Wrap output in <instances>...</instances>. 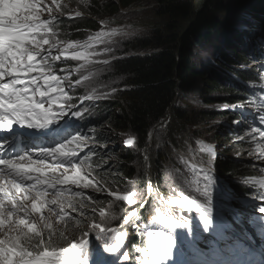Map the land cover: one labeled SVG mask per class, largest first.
<instances>
[{
	"label": "trees",
	"instance_id": "trees-1",
	"mask_svg": "<svg viewBox=\"0 0 264 264\" xmlns=\"http://www.w3.org/2000/svg\"><path fill=\"white\" fill-rule=\"evenodd\" d=\"M135 1H139L137 2L139 4L143 0H119L118 3L110 2L108 6L95 9L92 0H88L87 8L83 11L94 14V18H73L67 21V27L71 32L77 31L80 34L78 38L82 39L88 31L105 27L100 20L101 15L115 16L120 8H128ZM152 2L156 4L153 15L154 13L157 15L160 23L150 25L149 35L138 45L130 46L124 51V54L131 55L111 63L112 71L121 79L117 92L106 97L97 96L86 100L78 109L81 116L77 117L79 121H85L82 125L88 128L95 126L106 128L105 131L95 133L97 144L107 143L113 137L120 143L127 141V138L134 140L133 146L125 142L115 147L107 145L108 157L113 158L112 164L114 163L117 173L113 167L110 172L107 169L108 165H99L104 157L103 151L99 150L94 154V164L98 167L95 169L98 174L102 169L108 170L110 173L108 178L113 179L112 184L118 178H121L122 182L126 180L123 186L126 184V189L132 188L137 191L142 201L151 196L149 184H152L156 194H166L165 190L169 186L167 183L170 182L168 177H173L172 173L176 175L178 169L181 172L180 163L186 161L173 150L175 148L173 145L168 144L170 143L168 140L173 139H166L167 135H163L159 128H154L158 134L156 143L152 141L151 131L154 126H161V121H164L165 124L161 126L164 127L168 124V119L174 117L186 120L190 127H194L197 125V119L204 116L206 111H203L202 107L193 112L190 109V102L192 101L195 107L202 106L200 104L202 101L211 103L215 99L208 93H212L217 87L229 90V93L219 99L220 104H225L247 103L255 96L252 87L260 89L264 86L261 77L264 73V50H259V47L264 48V42L260 43V39L264 38V0H152ZM222 14L231 16L230 24L224 17L222 19ZM84 21L85 25L82 24ZM240 23L243 26H239ZM158 25L161 28H158ZM151 50L153 51L150 53L132 55L135 52ZM256 63L261 66L259 70ZM103 64H97L101 72L99 80L103 83L100 89L106 90L104 85H107L108 90L113 88L108 84L112 78ZM224 110L225 114L216 116L224 117L228 114L235 117L234 120L238 118L236 116L238 112ZM206 114L214 116L212 112ZM238 130L239 128L232 126L229 132L239 133ZM126 131H130V134L127 132L129 134L127 138L123 135ZM82 132L85 133L84 130ZM219 132L220 130H217L215 134ZM229 132L225 131L228 140L232 134ZM117 133H121L120 136ZM92 140L94 141V138ZM207 140L218 148L219 139L214 135ZM154 145L157 147L165 145L164 152H158L164 148L154 150L157 149ZM89 150L93 152L95 147L92 146ZM167 158L172 159H169V163L164 165L163 169L162 162L165 159L167 161ZM146 165L148 172L150 170L148 177L145 173ZM167 166L168 169L165 168ZM215 169L224 181H227L229 188L237 194L256 193L263 198L264 194H259L256 190L253 180L255 171L249 164L233 159L223 160L219 157ZM187 179L188 177H184L181 182L186 184L189 181ZM131 180L134 182L130 185ZM100 199L107 205L102 207V203L98 206L94 200H91L92 205H89L83 200V210L89 212L91 207L95 206L104 212L111 208V199L106 196ZM151 200L152 196L148 203ZM130 210V205L121 204L118 206V213H114L124 225L128 236L136 235L131 213L128 212ZM145 210L146 208L143 212ZM112 215L113 213L107 214L105 220H109ZM135 245L136 243L132 242L129 246L134 248Z\"/></svg>",
	"mask_w": 264,
	"mask_h": 264
},
{
	"label": "bare ground",
	"instance_id": "bare-ground-1",
	"mask_svg": "<svg viewBox=\"0 0 264 264\" xmlns=\"http://www.w3.org/2000/svg\"><path fill=\"white\" fill-rule=\"evenodd\" d=\"M64 1L65 2H62V0H54L46 8H40L36 3L29 2L35 5L34 11L42 12L43 21H40V22L48 23V27L41 28L40 30H38L36 36L38 35V37L41 38V35H43V38L48 39L51 43H55L56 41L61 40L63 37L66 38L64 40H67L65 41L67 47L64 48L63 52H62V45H56V47L53 48L50 46V44H44L43 47L39 49V55H35V53H33V55L35 56L34 62L44 60L46 61L47 64L51 65L50 69H52V76L57 78V82L52 83V88H56L58 90L60 87H64L65 90L67 89V91H65V95L63 98L62 96L57 94V91L49 90V93H48V90L44 88V91L47 92V95L44 96V98L48 100V103L44 104L45 109H50L52 114L59 115L60 109L63 108L66 115L58 117L57 119H55L54 121H52L50 124H48L47 126L43 128H39V129L36 128L37 133L30 132L29 144H28V140L26 137L21 140L23 148H21V146L19 147L17 146L18 145L17 141L14 145L12 143V137L21 138L20 135L24 134L25 132L33 128H27L26 125L22 126L16 123V127L15 126L14 127L17 129V131H15L14 134H10L11 137L10 135H8L7 136L8 140L5 141L4 144H1L0 142V155H2L3 153L2 151H6L8 147H12L13 149H19V150L22 149L24 150V153L16 154L15 156V158H17L18 161H21V165H23L24 163L25 165H31L32 167L38 166V160H37L36 153L46 148L56 147L58 143H61V138L59 137V134L57 133V131H63L68 136V137L62 138V141H64V143H66L67 140H71L73 136H79L84 140V138L81 135V133H83L82 132L83 130L81 127H79V124H83L85 121H79L77 119V116L72 115V113L77 112L81 104L84 103L88 99H91L97 96L106 97L109 94L111 95L114 92H116L113 88H111V89H108L109 91V94H108L106 90L100 89L101 87H103V83L101 80H99L101 72L99 71L100 69L97 65L98 63L89 62V59L92 60L94 58L93 56L95 54V51L90 50L88 46L82 42V39L78 38L80 34L77 31L71 32V30L67 27V21H69L67 19H73V18H78V17H83L85 19L86 18L92 19L94 18V14L88 15L90 13L83 11V9H81L80 5L82 4H85L87 8V2H83L81 0H69L70 2L68 4L69 6L67 9L65 6H64L65 8L63 7V3L67 4L68 0H64ZM85 1H88V0H85ZM115 1L117 3L119 2V0H115ZM51 6L58 7V9H53ZM77 6H80V8H78ZM71 7H73L74 9H71ZM51 10L55 12H51ZM107 17L111 18L112 16H105L101 18L100 20H103ZM85 24L86 22L84 21V25ZM71 36L74 37L72 41L68 40V38H70ZM40 38H36V39H40ZM69 45H74V47H68ZM24 47H27V45L24 44ZM28 47H30V45H28ZM79 50L85 53L83 58L77 57V59H72V56L76 53H79ZM53 57H56L57 59H53ZM100 63H104L102 62L101 58H100ZM38 65H41V62ZM95 66L97 70L95 69ZM10 68H12L10 67V62L8 63L5 60L4 64L0 65V74L2 72L8 71V69ZM40 69L41 68L38 66H34L31 72L15 69L14 76L16 77V79L19 78L20 80L30 79L32 81H35V76L40 73L41 71ZM43 69H47L46 64L43 65ZM88 69H92V71H95V74H92L90 76L88 74L90 70ZM261 77H262V81H264V73L261 74ZM78 81L79 83H77ZM23 82L24 81H21L19 85L21 86V83ZM2 85L3 83H1V79H0V86ZM252 89L254 91L255 96H254V99L245 103L248 105V108L244 114L245 118L243 119L242 116L236 113V116L239 119L236 118L234 121L238 123L235 124L236 126L233 125L236 129L239 128V130L237 131L239 133L237 134H240L244 130H246L244 133V137L239 141L237 139L239 136H236L233 139L234 140L237 139V141L239 142L238 144H240V146L242 147H246L248 145V146L257 147L259 150H261V152L258 154L261 157V162L256 163V165L258 164L256 168L257 170H264V135H262V133H264V119H262V117H264V86H262L260 89H257L255 87H252ZM28 94L30 96H34V95L39 96L38 93H28ZM3 98L6 99V97L4 96ZM236 103H239V102H236ZM69 105H72L73 107L69 108L68 107ZM252 110H261L263 112L253 116L251 114ZM248 121H250L249 122L250 124L246 125V122ZM4 122L6 123L7 121H4ZM252 126L253 128L249 129ZM14 127L12 124V127L6 131L9 132ZM18 129H21V130L18 131ZM229 133H232V132H229ZM74 142L75 144H77V141H73L70 147L74 146ZM123 143L121 142L120 144H123ZM83 144L84 143H82L80 147ZM94 145L99 146V144L97 143H95ZM107 145L110 146L109 144ZM215 148H216V145H214V143L212 142L208 143V150L210 151L211 154H213V150H215ZM81 150H82L81 148L77 149L76 153H79ZM21 157H25V159H21ZM50 157H51L50 161H45L43 163V166L41 169L42 172L47 176H51L53 171H55L57 175L61 174V171H63L64 166L68 163L65 162L64 164L57 167L60 159H63V158L58 159L57 157H52V156ZM242 159L244 160V157ZM72 163L75 164L77 167V160H75L74 157H73ZM70 170L68 171V173H66V175L70 176L71 174ZM11 172L12 170L8 168L7 174L3 182L5 183L7 182V187L10 190L9 193H14L11 195H16L17 201L11 200L10 196L9 198H4L2 196L3 194L1 192V185H0V205H2V208H3V212L0 213V219L3 220L5 219L4 217H6L9 223H14L16 221L18 223L19 219L25 218L24 212L18 211L13 216L8 217L7 212L12 209V205L6 206V202L12 201L13 203H17L20 199H22L23 196L29 195V194L25 192L24 190H19V192H17L16 189L12 188V183H21L25 185V183L28 181L29 185L35 184L36 183L35 177L40 176L41 173L33 171L32 173L29 174L30 176L33 177V179L24 180L23 182H21L18 179H14ZM2 173H4V170L2 171ZM259 176L260 175H258L257 178ZM61 179H63V176H61ZM68 182L70 181H66L63 184H57L55 188H49L47 185H44V184L37 185V187L41 191H45L47 193V195L44 197L45 200H52L54 193L58 192L60 188L64 187L66 193L69 191L70 186ZM254 185L257 187L256 190H258L259 194H264V180L260 182L256 179V182ZM34 195H35V190H33L32 194L29 195L28 200L23 201V203L28 207L30 211V215L26 218L27 226H25L24 230L25 229L28 230V227H34V230L39 232L40 235L33 239L32 245H41V247L29 246L27 248L29 252L39 253L42 251H53V250L59 252L61 249H66V248L71 247L72 244H79L82 241H87L88 242L87 247L80 251L77 259L82 258L84 261L88 259H93L95 256L99 255V253L97 252L89 253L91 249L90 245L92 246L94 242L96 243L99 251L101 253L106 254V247L101 241L102 238L98 236L94 240L88 239V236H92L95 233L100 232V231H101V236H102L103 235L102 228H99L95 231H91V228L89 225V228L85 230V227L83 225V220L89 221V219H86V218L81 219V221H78L75 219L74 220L75 224L74 225L70 224L67 218L65 217L67 215L64 216V213L61 210H59L60 207H58L56 204L55 205L46 204L41 209L40 212H31V204L33 202H37L39 204L38 200H33ZM196 200L197 201L195 204L184 208L187 210H192V212L190 213L191 215L190 216L183 215V216L192 217L195 215L197 217V223L196 222L194 223V226H196V230L202 224V227L204 229L203 232L208 234L209 237L216 238V242H218L219 245L221 246V247H217L216 250L217 249L221 250V254L219 255L221 257H225L223 258L221 262H217L216 264H264V259L262 260V258L258 256L262 254L259 250L258 251L261 254L259 253L255 254L258 260L251 261L250 256L245 255L248 253L249 250L244 248V245H246L251 250H257V249H260V246H263L264 244V230L259 229V227L263 225L262 222H264V196L263 198H261L256 193L254 194L250 193L249 195H247V200H246L247 202H250L251 204H254L256 202L258 204L253 205V206L248 205V207L252 209L251 214H250L251 220L249 221L248 224H244L245 228L239 225V223L244 220H242L241 218L237 217L234 214L236 212H239L240 208L242 207L240 201L236 199L234 201L228 202L227 207L233 208L234 206V213H229L230 209L229 210L227 209V213L231 216V218L229 221L225 219L226 225H228V227L225 230V234L223 236H218V237L216 236V231L218 233H222V231L215 229L213 227V224H215L216 222H220L223 215L218 213L213 218L211 217V214L209 215V213L206 214L204 211H199V208L198 206L196 207V204L201 199L196 197ZM201 204L207 208H209L210 205L213 207V205L211 204V201H208V200H205ZM81 205H84L83 200H74L70 205L67 203L66 212L68 211L69 208H72L76 210L77 214L85 213V212L87 213V211L83 210ZM49 209H52V211H50ZM44 210L47 213L49 212L54 213V218L52 219V221H49V219L44 218L42 216L41 213ZM37 214L40 219H39V222L36 221V223H34V219L36 218ZM71 214L74 215V212H72ZM208 218H211L213 220V223L211 224V226H209L208 224L207 226H205V224L202 222V220H205ZM45 221L47 222V225H49L48 227L45 226ZM59 222L61 225L59 229H57L58 230L57 233H55L56 227L58 226ZM90 224H94V223L91 222ZM249 224H250V227H248ZM7 225L9 224L4 222L3 229L6 228ZM76 225H79L80 227L76 228ZM68 227L70 228L67 231ZM43 228H46L49 231L50 235L47 232L41 233L43 231ZM250 228L252 229V231L250 230ZM70 229H73V232H75L74 235H76V237L73 239L69 237ZM76 230L80 231L82 234H79ZM64 232H67V233L65 234ZM11 234L14 235L15 233H11ZM252 234L260 238H263V239L261 240L257 237H254L252 236ZM51 235L54 237H51ZM193 236L195 238L196 243H193L187 239H181V238L178 241H175L170 234H166V236H162V238H166V239L171 238L173 242L175 241V243H173L170 249V255L166 257L165 260L157 261L155 262V264H204L205 263V260H202V259L195 260L188 254H185L186 252H184V250L179 245L180 240H184L188 242L190 244V247H192V249L196 251L199 255L201 256L204 255L205 257L210 256V259L213 260L215 258L214 251H210L207 246H203L202 244L200 245L199 242L197 241V237L195 235ZM4 237L5 236L1 234L0 239ZM123 242L129 245L132 244V242H135L139 246L137 248H132L129 245L125 246L123 244L122 251L124 252L121 251L119 253L121 260L119 261V256L116 255L115 260L112 261V263L113 262L114 264L140 263L137 256L130 259L131 261H135L136 263L127 262L124 258H122L121 254L123 255V254L133 251V252H136L139 257L141 258L143 257V261L141 262V264H154V261L152 258V252L150 251L149 247L146 246L147 240L146 238H143L142 234L125 236ZM216 242H213V245ZM100 246L103 247V250L100 248ZM260 250L264 254V251L262 249ZM100 257L101 256L99 255L98 259L91 260V261H93L94 264H101ZM13 258L15 259V257ZM109 262L111 261H108V263ZM0 264H2V262H0ZM209 264H212V261L209 262Z\"/></svg>",
	"mask_w": 264,
	"mask_h": 264
},
{
	"label": "rangeland",
	"instance_id": "rangeland-1",
	"mask_svg": "<svg viewBox=\"0 0 264 264\" xmlns=\"http://www.w3.org/2000/svg\"><path fill=\"white\" fill-rule=\"evenodd\" d=\"M29 1L36 3L40 8H46L51 3V0H29ZM81 1L86 2L85 0H81ZM62 2H65V1L62 0ZM69 2L70 1L68 0L67 4L63 3V7L65 6L68 9ZM92 2H93L92 6L95 9L101 8L102 6L103 7L108 6L110 2L117 3L115 0H92ZM137 2L139 1L133 2L132 5L128 8H120L119 13L116 16H112L111 18L107 17L102 21L105 24V27L103 28L105 30L101 33V36L104 37V42L102 43V45L104 44L103 50L101 52H96L94 54L95 57L102 59V62H104L103 65L109 70L108 75L112 78V81L108 82V84H110L109 86H112L114 89H116V91L118 90L117 89L118 85L121 84V79H119L112 71L111 66H110L111 61H113L114 59H118L119 57L126 56L124 54V51L128 47L138 45L141 41H143L144 38H146L149 35L148 27H150V25H157V23H160L158 22L160 19L157 17V15L155 13L154 15L156 16L153 15V8L156 6V4L152 2V0H143L139 4ZM98 5L99 7H97ZM80 6L83 8V10H86L85 4H82ZM51 7L53 9H58V7L56 8L54 6H51ZM71 9H74V8L71 7ZM51 12H55V11L51 10ZM35 14L39 17H42L41 11H35ZM88 15H92V14H88ZM105 16H109V15H101L100 18H103ZM228 16L227 14L226 16L222 14V19L224 17V20L230 24L231 16L229 17ZM67 20H71V19H67ZM82 24H84V22ZM257 25L258 23H256V26ZM239 26H243V25L240 23ZM158 28H161V26L158 25ZM25 45L28 46L26 41H25ZM150 52L151 51H149V53ZM144 53H148V51L135 52L134 54L142 55ZM79 58H83V57H79ZM7 62L11 63V57L8 58ZM40 62L42 61L40 60V61L34 62V66H39L38 64ZM95 69L97 70L96 66H95ZM88 70H90V72H88L90 76L92 74H95V71H92V69H88ZM14 72H15V69L13 68L8 69V78L6 80V84L12 83V81L14 80H18L19 82L16 83L15 86H18L19 89L22 87H27L29 88V93H35L33 89L35 87H39L40 90L44 91L45 75L41 76L39 73L38 75L35 76V81H32L30 79L20 80L19 78L16 79V77L14 76ZM21 81H24L23 83H21L22 87L19 85ZM216 89L212 93H208V95H211V97H214L215 99V100H212L211 103H206L202 101L200 102L202 106L198 105L197 107H195L192 104V101L190 102V109H192L193 112H195V109H201L203 107V111H206L209 113L212 112L214 113V116L210 114L208 115L205 112L204 116H202L200 119H197V125H195L194 127H190L188 121L186 120H183V119L180 120L174 117H170L168 119V124L165 125L164 127H161V126L164 125L165 122L161 121V126L156 125L152 128V131H151L152 137H153L152 141L154 143H156V138L158 137V134L155 132V129L159 128L163 132L162 133L163 135L164 134L167 135L166 139L171 138L173 139V141H175L173 142L171 140H168L170 142L168 144L173 145L175 147L173 150L176 151L178 155H181L184 158L187 157L188 162L183 161L182 163H180V165L182 166V171L180 172L178 169L179 175H177L178 171L176 169L175 170L177 171L176 175L175 173H172L173 177H168L170 179V182L165 181V182H168L167 185H169L168 188L165 190L166 194H163V193H161V195L156 194L153 191L152 184H149V192L152 193L151 194L152 200L149 203L150 209L145 215H143L142 222L140 221L132 222L135 227L140 225V227L137 228L139 230V234H142L143 238H146L147 240L146 246L149 247L151 252H152V246L154 244L159 245V244H163L166 242L168 238L167 239L162 238V236H166V234H170L175 241H178L181 238V239H187L193 243H196L195 238L193 236L195 235L198 241V239L200 238V231L198 229L196 230V226H194V223L195 222L197 223V217L195 215L192 217L183 216V215H187V216L191 215L190 213L192 212V210H187L184 208L195 204L197 201L196 197L201 199L196 204V207L198 206L199 211H203V209L207 208V207H204L201 203L204 202L205 200H208V201H211V204L213 205V207L210 205V208L212 207L214 210H216V212L219 211V214L227 213V209L228 210L230 209V211L234 213V206L233 208H229L227 207V203L230 201H234L235 199L229 196H228V199H226V197L222 196L223 190L220 189L221 185L217 184V181L221 182V180L219 178H216V176L212 173L213 169L210 170V166L211 167L214 166L212 165L213 164L212 163L213 154H211L210 151L208 150V142H205V140L210 138L212 135H214L215 138L219 139L218 141V145H219L218 150L220 151L219 157H221V159L223 160L233 159L234 161H238L244 164H249L252 168H254L255 171L257 169L256 167L258 166V164L256 165V163L261 162V157L258 155L261 152V150H259L257 147L248 146V145L246 147H242L240 146V144H238L239 143L238 141L244 137V133L246 130H244L240 134L233 133L230 136V139L228 140V137L225 131L227 130L229 132L230 127L237 124L238 122L234 121L235 117L229 116L228 114L227 116H224V117L223 115L216 116V114H221V113L225 114L224 105L222 106L220 105L219 99L223 98L224 94L229 93V90L223 87H217ZM32 97L36 101H42L43 104L48 103V100L45 99L44 97H39L38 95H34ZM175 106H176V102H175ZM227 107H230L229 109H233L234 106L228 105ZM251 112H252L251 114L254 116L256 114H260L263 111L252 110ZM168 114L169 112H167V115ZM249 122L250 121L246 122V125H249L250 124ZM252 128L253 126L249 129H252ZM217 130H220V132L216 135L215 133ZM114 131H115V128H114ZM127 132L128 131H126L123 134L125 138H127L130 134V131L128 132L129 134ZM117 134L120 136L121 133H117ZM236 136H239L237 138L238 141L236 138H235L236 140L233 139ZM20 137L21 139H24L23 134L20 135ZM109 137H112V136H109ZM107 143L110 145V147L112 146L115 147V145H120V143H118L117 140L114 139V137L110 139V141ZM107 143H106V147H107ZM133 143L134 142H132V146H133ZM203 145L205 146L203 147ZM20 146L21 148H23L22 141H21ZM155 147H157V145H154V148ZM164 147L165 145H161V146H158L157 149H154V148L153 149L161 150V148H164ZM150 150L152 151V149ZM164 150L165 148L158 152H164ZM243 157H244V160L242 159ZM169 159H172V158H169ZM169 159L167 158V161L165 159L162 162L163 169H164V165L169 163L168 162ZM112 160L113 158H109V157L104 158L103 165H108L107 169L109 171L112 165L113 170L117 173V171L114 169L115 168L114 163L112 164ZM252 164H254L255 166H253ZM147 166L148 165L145 166V170H146L145 173H146V176L148 177L150 170L148 172ZM71 168H72L71 164H66L63 168V171H61V173H65V171L66 173H68V171ZM165 168L168 169L169 166ZM75 169L72 168L70 170L71 172L70 176L77 177L78 181L75 183L72 181L68 182L70 187L77 188V187H81L80 185H82L81 190H84V185L87 184L86 183V180H87L89 181V187H94V184H95L98 187L104 189L105 185L99 184V183H102V181L94 173L90 172V174L87 176L82 175L84 171V167L81 164H77V167ZM107 169H102L99 172V174H103L104 177L107 178L109 188H112L111 189L112 191L126 192L127 185L125 184L123 186V184L126 183V180L122 182V179L118 178L112 184L113 179L108 178L110 176V173L108 172ZM153 170L154 169H152V174H153ZM214 172L218 174L216 169L214 170ZM259 173H260L259 174L260 176L258 178L255 176V178L258 181L262 182L264 180L263 178L264 170H259ZM135 176L137 175L135 174ZM180 176L181 178H179ZM205 176L209 177V179H205ZM184 177H188L187 180H189L186 183V186H184L185 184L181 182V180ZM135 179H138V177H135ZM79 180L81 181L82 184H80ZM133 182L134 180H131L129 181V184L131 185ZM225 183L227 184L226 180H225ZM87 194H89V192L87 191L82 192V196H86ZM138 198H139V194L136 196L135 198L136 200L134 202H131L130 204L131 210H133L134 204L136 205L139 204ZM99 201H101V203L103 202L101 199ZM174 201L175 203H173ZM223 201L224 203L222 204ZM12 204H13L12 201L6 202V206L12 205ZM106 205H107L106 203H103L101 206L104 207ZM172 207L176 208V210H173L174 212L171 210ZM49 213H47L44 210L42 211L41 214L44 218H47L49 219V221H52V219L54 218V213H50V214ZM90 214L91 212L77 214L78 216L76 220L81 221V219H84V218L89 219L88 228L90 225L91 231H95L99 228H102L103 225H105V221L103 220L105 219V217L94 218L92 216H89ZM234 214L237 217L244 220L245 224H248L249 221L251 220L250 218L251 209H248L246 207H241L240 211ZM74 215H76V213H74ZM111 218H109L108 222L110 221ZM115 218L117 217L115 216ZM39 219L40 218L37 214L36 218L34 219V223H36V221L39 222ZM208 219H209L208 225L211 226V224L213 223V220L211 218H208ZM204 221L205 220H202L203 223ZM91 222L94 223V225H91L90 224ZM14 223H17V221ZM262 224L263 225L259 227L260 230H264V222H262ZM79 227H80L79 225H76V228H79ZM248 227H250V224L248 225ZM69 228L70 227L67 228V231L69 230ZM250 230L252 231L251 228ZM25 231H27V229H25ZM76 231L79 234H82L80 231L78 230ZM115 231H117L116 227H115ZM42 232H44V229ZM64 233L66 234L67 232H64ZM1 234L3 236H5L6 234L13 235L9 231V225H7V227L4 229L0 227V236ZM74 234L75 232H73V229H70L69 237H71L72 239L75 238L76 235ZM98 236L101 237V231L95 233L92 236H88V239L94 240ZM252 236L257 237L261 240L263 239L254 234H252ZM124 237L125 236H120L118 234L114 236L112 241L109 242L108 246L116 242L117 238H120L119 247L117 248L116 252L110 253L106 250V254H99L100 256H103V257H100L101 264H104L105 262L104 258H107L111 255L115 258L116 255L117 256L119 255V253L123 250L122 247L124 243L123 242ZM175 241L173 243H175ZM179 245L181 248L183 246L188 247L189 252L193 250L190 247V244L184 240H180ZM218 247H221V246L219 245ZM100 248L103 250V247L100 246ZM244 248L248 249L251 253H253V251L249 249L246 245H244ZM211 251H214L215 253L214 256L220 257L219 262H221L223 258H225L219 255L221 254V250L219 249L216 250V248H213ZM184 252L186 251L184 250ZM99 255L95 256L93 259H88L84 261L82 258H78L76 259L74 264H82L83 262H84L83 264H94V262L91 260L98 259ZM188 255L191 256L195 260H199V259L205 260L204 256L199 255L194 250ZM213 261L214 263H216L215 260ZM106 264H114V262L112 263L111 261L108 263L107 261Z\"/></svg>",
	"mask_w": 264,
	"mask_h": 264
},
{
	"label": "snow or ice",
	"instance_id": "snow-or-ice-1",
	"mask_svg": "<svg viewBox=\"0 0 264 264\" xmlns=\"http://www.w3.org/2000/svg\"><path fill=\"white\" fill-rule=\"evenodd\" d=\"M35 5L28 2V0H0V65L4 64V61L11 57L10 67L13 69H19L21 71L31 72L34 67L35 55H39V49L44 44H50L51 47H56V43H51L48 39H44L41 35L40 39H36L35 36L41 28H47L48 23L39 21V17L34 12ZM29 34H32L33 39L27 40V44L30 47H24L26 38ZM101 35V34H98ZM14 45V47H13ZM68 47H74L69 45ZM84 52L76 53L72 56V59L77 57H83ZM53 59H57L53 57ZM46 61H42L40 75L44 76L43 65ZM18 80L12 81L11 90L9 85L0 86V93L5 98H0V129L7 130L11 128L12 123L15 122L27 128H43L50 124L58 117L66 115L64 109L61 108L59 115L52 114L50 109H45L42 101L33 100L30 96L29 88L24 87L17 89L15 84ZM57 82V78L54 76H45V85L52 91H57L56 88H52V83ZM79 83V81L77 82ZM35 93H38L40 97L47 95L46 91H41L39 87L33 89ZM63 91V89H59ZM73 107L72 105L68 106ZM74 116H81L80 112L72 113ZM264 119V117H262ZM4 121H7L6 123ZM264 135V133H262ZM73 141H77L76 147H70ZM84 143V140L79 136H73L71 140H67L66 143H58L56 147L46 148L36 153L38 166L36 168H25L23 165H16L12 161L0 159V164L6 165L12 169V176L14 179H18L23 182L24 180L33 179L29 175L30 171L40 172L41 175L35 177L36 183L28 185L24 188V191L29 195L35 190L33 200H38L31 204V212H40L46 204H58L59 201L66 200L70 205L72 201L61 197L60 192H56L55 198L52 200H45L44 197L47 195L45 191H41L37 185H47L49 188H55L57 184H63L66 181L77 182V177L68 176L65 173L57 175L53 171L51 176H47L42 172L43 157L52 156L63 158L60 159L59 164L67 162L75 169L76 165L72 163L73 157L75 156L76 150L79 149L80 145ZM126 144H131V140L125 141ZM25 159V157H21ZM63 176V179H61ZM78 176V174H77ZM205 179L209 177L205 176ZM89 186L85 184V187ZM12 188L16 189L17 192L21 189V183H12ZM29 195H25L17 203L12 204V209L7 212V216L11 217L18 211H23L25 218L19 219L18 223H10L9 231L15 233L14 235H5L4 238L0 239V262L2 264H74L78 254L82 249L87 247V241H82L79 244H72L71 247L61 249L59 252L53 251H42L39 253H32L27 250L29 246L41 247V245H32V241L35 237L39 236L40 233L34 230V227H28L25 231L24 228L27 226V217L30 215L28 207L23 203L24 200L29 199ZM76 195H79L77 193ZM10 199L17 201L16 195H10ZM119 199L128 200V196L119 197ZM175 203V201L173 202ZM61 211H63V203H59ZM83 207V205H81ZM52 211V209H49ZM208 214L211 213V208L203 209ZM3 212L2 205H0V213ZM4 221L0 219V227L3 226ZM205 226L209 223V219H205ZM45 226L48 227L45 221ZM119 239L116 242L106 247V250L110 253L116 252L119 247ZM173 245L171 238L167 239L165 243L152 246V258L155 262L165 260L170 255V249ZM15 257V259H13ZM66 257V259H65Z\"/></svg>",
	"mask_w": 264,
	"mask_h": 264
}]
</instances>
